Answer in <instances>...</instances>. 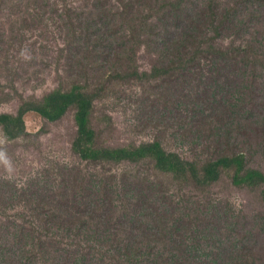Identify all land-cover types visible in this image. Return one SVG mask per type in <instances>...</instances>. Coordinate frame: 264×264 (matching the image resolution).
<instances>
[{
	"label": "trees",
	"instance_id": "16d2710c",
	"mask_svg": "<svg viewBox=\"0 0 264 264\" xmlns=\"http://www.w3.org/2000/svg\"><path fill=\"white\" fill-rule=\"evenodd\" d=\"M101 5L103 12L108 11L120 20L123 29L121 47L103 53L102 70L106 74L116 72L107 75L114 77L105 84L126 82L138 88L136 92L152 97L153 105L171 103L174 95L178 100L185 91L202 88L217 103L230 100L264 108V65L257 68L248 59L264 46V0H0V85H15L17 77L30 79L32 73H36V82L41 74L38 68H55L60 73L70 67L76 39L73 30L82 29L90 12ZM195 16L202 21L200 26L208 27L203 39L193 31ZM225 30L232 32L227 44L222 43L224 39H215V34L218 38ZM80 39H84L82 34ZM77 45L81 48L78 41ZM148 46L153 47L154 59L142 70L138 56ZM28 53L32 61L22 60ZM242 65H252V70L241 73L237 69ZM18 69H23L25 75L18 74ZM258 69H262V76ZM202 78L207 80L205 87L199 84ZM183 80L187 86L182 85ZM82 90L80 84L67 91L55 89L41 99L25 101L14 114L0 113V152H15L16 143L27 135L29 115L53 124L75 109L77 132L72 151L76 157L101 168L141 166L150 161L163 180L193 184L200 193L215 187L211 197L220 204L214 208L215 216L210 222L201 223L209 225L212 231H204L196 248L188 245L180 250L183 245L179 246L175 239V225L161 228L156 220L146 224L145 215L139 217L130 212L119 217L116 213L101 212L110 204L97 194V187L104 185L98 175L88 176L91 189L86 184L84 189L77 188L79 193L70 205L62 201L70 194L68 188L65 190V182L53 192L46 182H41L39 198H34L30 195L34 179L27 174L0 176V239L9 245L12 238H18L15 224H19L28 231L27 235L21 232V243L29 248L21 257L10 262L0 260V264H62L61 257L72 264H119L124 260L125 264H210L205 259L213 253L215 264H230L223 254L225 250L246 251L241 261L233 259L235 264H258L250 251L264 249V216L253 222L246 210L251 203L248 198L231 201L216 187L223 175L232 172L234 189L248 196L258 191L262 206L256 209L264 211V176L246 169L247 154L226 148L215 160L190 163L158 139L139 147L101 148L92 127L95 98ZM183 104L184 101L176 107ZM179 113L168 116L173 114L172 119L176 120ZM58 167L61 168V162ZM59 170L51 169L55 174ZM62 170L67 171V167ZM103 172L109 173L104 168ZM151 189L166 192L164 183L152 185ZM82 194H88V199ZM92 195L98 200H92ZM223 201L226 206L221 204ZM148 205L156 206L151 202ZM169 239L173 244H164ZM25 246L21 251L27 250ZM124 248L123 256L116 258V252ZM26 254L29 257L24 259Z\"/></svg>",
	"mask_w": 264,
	"mask_h": 264
},
{
	"label": "rangeland",
	"instance_id": "374dc122",
	"mask_svg": "<svg viewBox=\"0 0 264 264\" xmlns=\"http://www.w3.org/2000/svg\"><path fill=\"white\" fill-rule=\"evenodd\" d=\"M103 10L102 5L98 9H93L84 27L73 30L76 39H74L75 47L70 54V67L63 68L60 73L55 68L48 70L38 68L41 74L36 82H34L36 73H32L30 79L25 76L17 77L15 85H0L3 91L0 95V103H2L0 113L14 114L25 101L41 99L55 89L67 91L74 84H80L82 91L95 98L92 127L97 137V144L101 148L139 147L158 139L167 147L180 153L182 158L190 163L215 160L224 152V149L229 148L228 150L237 154H247L249 162H246V169L264 176V108H253L255 105H247L246 102L237 104L229 102L230 100L217 103L202 88L185 91L178 100L174 95L171 103L153 105L152 97L136 92L139 89L126 82H115L110 85L104 83L114 77L108 78V74L113 75L116 72L106 74V70H102L103 57L105 58L103 53L104 51L111 53L117 47H121L123 29L120 20ZM201 22L200 18L195 16L193 24L196 26L193 31L203 39L206 37L205 31L208 27L200 26ZM81 34L84 37L82 40L80 39ZM231 35V31L225 30L218 38L215 34V39H224L222 43L227 44ZM14 39L18 42L17 38ZM77 41L81 44V48L77 45ZM55 54L57 55V52ZM262 54H264V46L261 47L260 53L255 51L248 59L256 63L257 68L262 67L264 65ZM21 59L32 61L29 53ZM151 59H154L153 47L148 46L146 51L138 56V61L143 63L141 64L142 70H146L145 64ZM235 68L237 69L236 66ZM33 70L31 69V72ZM237 70L241 73H248L252 70V65H242ZM258 70L261 71L260 74L258 72L259 76H262V69ZM18 74L25 75L23 69H18ZM8 75V73L4 75L5 79ZM102 76H105L104 80ZM199 84L205 87L207 80L202 78ZM182 85L187 86L185 80ZM171 93L173 94L172 91ZM183 101V105L176 107ZM178 111H180L176 117L178 119H172L173 114L168 116ZM75 113V109L70 110L65 117L53 124L47 123L37 115H29L26 118L27 135L16 143L15 152L4 153L7 163L0 160V176L11 177L21 173L27 174L34 179L30 187V195L34 198H39L41 182L42 184L46 182L52 192L65 182V190L68 188L70 194L62 201L70 205L69 202L74 203L72 198L74 199L79 193L77 188L83 187L84 189L86 184L87 188L91 189L87 180L88 176L98 175L104 185L102 188L97 187V194L110 204L109 208H101V212L107 215L116 213L119 217L130 212L139 217L147 215L146 218L143 216L146 224L156 220L161 228H172L175 225L178 228V237L175 239L179 242V246L183 245L180 250L188 245L196 248L204 231H212L209 225L207 226L206 223L201 225V223L203 220L210 222L215 216L214 208L220 204L218 203L220 201H214L211 194L216 188L200 193L193 184L180 185L163 180L155 172L154 164L150 161L143 162L141 166L122 164L121 166L103 167L106 172L109 171L107 175L104 174L103 168L82 162L72 151L77 132ZM153 125L156 127H152ZM158 128H160L159 132ZM239 139L240 142H238ZM1 143H3V137L0 134V146ZM58 162H61V168L58 167ZM64 166L67 167V171L62 170ZM51 169L60 170L55 174ZM230 173L223 175L216 187H220L224 192L223 196L231 201H241L242 197L248 198L247 201L251 202L250 207L252 208L247 203L246 210L250 211V215L253 216V222L260 217L263 218L264 211L256 209L262 206L259 192L255 191L248 196L245 192L236 191L232 185L233 173ZM159 183H164L166 192L151 189L152 185ZM105 189L111 192L106 194ZM135 191H138L141 196ZM81 196L84 199L89 197L88 194ZM91 199L98 200L95 195H92ZM148 202L156 206H149ZM221 204L226 206L227 202L223 201ZM45 208L49 211L47 207ZM15 225L19 232L18 238H12L9 245L0 239L1 261L10 262L29 252L28 245L21 243V232L27 235L28 231L23 230L19 224ZM116 228L118 232L121 231L120 226ZM136 228L140 227L136 225ZM172 242V239H169L164 244L170 245ZM207 244L205 243V246ZM24 246L27 250L21 251ZM124 252L126 248L118 250L116 258L123 256ZM244 252L246 251L233 253V251L225 250L223 254L230 264H235L242 260ZM250 254L258 264H264L263 248L251 249ZM214 255L213 253L205 259V263L215 264ZM28 257L29 255L26 254L24 259ZM61 260L62 264H72L68 258L61 257ZM125 261L119 264H125Z\"/></svg>",
	"mask_w": 264,
	"mask_h": 264
},
{
	"label": "clouds",
	"instance_id": "9594fccd",
	"mask_svg": "<svg viewBox=\"0 0 264 264\" xmlns=\"http://www.w3.org/2000/svg\"><path fill=\"white\" fill-rule=\"evenodd\" d=\"M0 160H4L7 163V157L3 152H0Z\"/></svg>",
	"mask_w": 264,
	"mask_h": 264
}]
</instances>
